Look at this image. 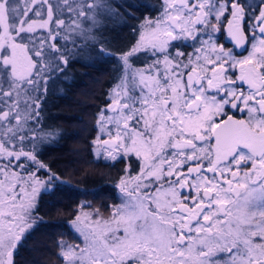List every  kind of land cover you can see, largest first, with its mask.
Segmentation results:
<instances>
[{
  "label": "snow or ice",
  "instance_id": "1",
  "mask_svg": "<svg viewBox=\"0 0 264 264\" xmlns=\"http://www.w3.org/2000/svg\"><path fill=\"white\" fill-rule=\"evenodd\" d=\"M160 7L120 53L119 83L98 117L106 138H96V162L126 164L124 199L108 218L77 215L84 247L61 241L59 255L64 264H264V0ZM109 8L0 0V264H14L38 197L66 183L38 158L53 133L35 125L67 44L83 51L69 37L95 40L101 21L88 14Z\"/></svg>",
  "mask_w": 264,
  "mask_h": 264
},
{
  "label": "trees",
  "instance_id": "2",
  "mask_svg": "<svg viewBox=\"0 0 264 264\" xmlns=\"http://www.w3.org/2000/svg\"><path fill=\"white\" fill-rule=\"evenodd\" d=\"M103 2L110 5L107 11L99 9L88 14L89 21L94 15L101 21L95 29V40L77 39L79 31L70 36L69 41L75 40L83 51H78L69 42L68 64L63 72L55 73L48 81L37 127L43 129L39 133L41 136H45V132H53V135L44 140L38 158L66 183L59 184L54 193H42L38 197L36 220L18 244L14 252V264H64L59 255L61 249L58 243L64 241L75 244L81 241L80 234L71 225L77 212L99 211L100 216L104 217L120 201L116 179L123 172L124 163H116L113 167L112 162H96L87 136L78 137L82 149L75 157L71 151L77 136L72 122L81 118L82 111H85L86 105L80 103V99L97 95L93 112L97 105H101L104 100L100 96L101 92H105L106 86H110L120 73V53L137 39V29L144 20L155 17L161 10V0ZM117 12L118 15L115 14ZM64 18L68 19L67 16ZM78 23L81 28L92 27L83 18ZM61 35L63 37L64 33ZM64 43L65 40L61 38L60 44ZM101 47L108 54L101 53ZM90 86L97 93L85 96L82 91L85 87L89 90ZM78 165L77 170H71ZM94 166L97 168H91Z\"/></svg>",
  "mask_w": 264,
  "mask_h": 264
},
{
  "label": "rangeland",
  "instance_id": "3",
  "mask_svg": "<svg viewBox=\"0 0 264 264\" xmlns=\"http://www.w3.org/2000/svg\"><path fill=\"white\" fill-rule=\"evenodd\" d=\"M161 14V10L155 15V17H152V18H147V19H155L157 18L159 15ZM146 20V19H145ZM144 20V21H145ZM144 23V22H143ZM142 25V24H141ZM138 38V36H137ZM226 47H228V45H225ZM188 51H191V49L189 48ZM247 55V53L245 54ZM145 61V57H143L142 55L135 61V66L139 67V66H142V64L144 63ZM119 76H120V73L118 74V76L115 78V80L113 82H111L110 86H106L105 88V92H101V97L104 98L103 102H101V105H97L98 107L96 108V110L93 112L92 109L95 108V103L97 102V95H96V91L95 90H91L92 87L90 86L89 87V90L87 87H85L83 89V94H85V96L87 94H90V93H94V95L96 96H91L89 99H87L85 97L80 99V103L86 105L84 108H85V111H82V117L78 118L77 120H75L74 122H72V125L74 126V131H75V134L77 136L76 138V141H75V145H74V148L73 150L71 151V153H73V155L76 157L79 155V151H81V146H80V143H78L80 140H78V137H81V138H84L86 137L90 142H91V154L95 157V152L97 151V147H96V138L97 137H100L101 139H104L106 138L103 133L101 132L100 130V125L98 124V117H99V114L101 112V110L108 104L109 102V98L112 94V92L114 90H116V86L117 84L119 83ZM94 87V86H93ZM95 88V87H94ZM99 92V91H98ZM79 98H81L80 96H78ZM94 97V98H93ZM90 106V108H89ZM37 125H35V127L37 129H39V127H37ZM48 133H53V132H45L44 134H48ZM52 136V135H51ZM85 149V148H84ZM96 159V157H95ZM109 164L111 162H108ZM129 163H133L132 161H129ZM109 167H111L110 165H108ZM108 167V168H109ZM79 168V165L78 166H75L73 169H71L72 171L74 170H77ZM91 168H97V167H91ZM126 168V164L124 163V169ZM133 171H132V175L135 176L137 174V171H138V168L136 167V165L133 163ZM68 170V169H67ZM70 174V173H68ZM126 176V173L123 171L116 179V188H118V192H119V195H120V201L119 203L115 204L113 206V208H111V211L108 215L102 217V218H108L111 216L113 210L115 209V207L119 206L123 199H124V194L120 191V188H119V181L121 178L125 177ZM81 213H88L87 211L85 210H80L79 212H77V214L74 216V218L72 219V221L76 218L77 215H80ZM34 221L36 220V216H35V213H34ZM33 221V222H34ZM72 221H71V225H72ZM74 228V227H73ZM75 229V228H74ZM80 234V233H79ZM81 237V241L78 242V243H75L74 245H77L78 247H84V244H83V236L80 235ZM72 244V243H70ZM13 260H14V255H13Z\"/></svg>",
  "mask_w": 264,
  "mask_h": 264
},
{
  "label": "flooded vegetation",
  "instance_id": "4",
  "mask_svg": "<svg viewBox=\"0 0 264 264\" xmlns=\"http://www.w3.org/2000/svg\"><path fill=\"white\" fill-rule=\"evenodd\" d=\"M249 2L250 3H256V2H258V0H249ZM226 23V22H225ZM220 42L221 43H225V40H224V37L222 36L221 37V39H220ZM225 45H228V47H232V45L231 44H227V43H225ZM236 51H237V53H240L241 52V50H238V49H236ZM246 54V52H243V55H245ZM141 56V55H140ZM143 56V55H142ZM144 57V56H143Z\"/></svg>",
  "mask_w": 264,
  "mask_h": 264
},
{
  "label": "water",
  "instance_id": "5",
  "mask_svg": "<svg viewBox=\"0 0 264 264\" xmlns=\"http://www.w3.org/2000/svg\"><path fill=\"white\" fill-rule=\"evenodd\" d=\"M238 50H240V49H238Z\"/></svg>",
  "mask_w": 264,
  "mask_h": 264
}]
</instances>
